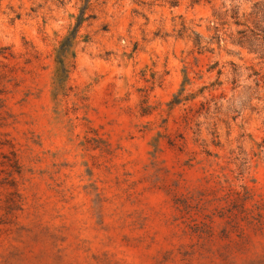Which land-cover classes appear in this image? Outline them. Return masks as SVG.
Here are the masks:
<instances>
[{
  "label": "rangeland",
  "instance_id": "rangeland-1",
  "mask_svg": "<svg viewBox=\"0 0 264 264\" xmlns=\"http://www.w3.org/2000/svg\"><path fill=\"white\" fill-rule=\"evenodd\" d=\"M0 264H264V0H0Z\"/></svg>",
  "mask_w": 264,
  "mask_h": 264
}]
</instances>
